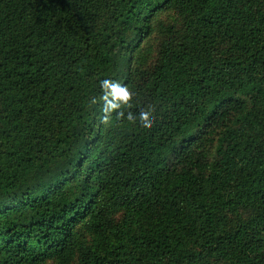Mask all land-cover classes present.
Wrapping results in <instances>:
<instances>
[{
  "label": "trees",
  "instance_id": "trees-1",
  "mask_svg": "<svg viewBox=\"0 0 264 264\" xmlns=\"http://www.w3.org/2000/svg\"><path fill=\"white\" fill-rule=\"evenodd\" d=\"M0 264H264V0H0Z\"/></svg>",
  "mask_w": 264,
  "mask_h": 264
}]
</instances>
